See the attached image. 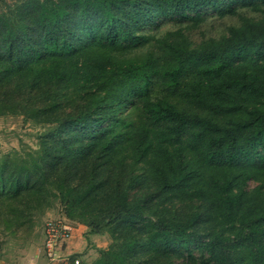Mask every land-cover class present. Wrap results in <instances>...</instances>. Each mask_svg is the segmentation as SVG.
I'll return each instance as SVG.
<instances>
[{"label": "trees", "instance_id": "obj_1", "mask_svg": "<svg viewBox=\"0 0 264 264\" xmlns=\"http://www.w3.org/2000/svg\"><path fill=\"white\" fill-rule=\"evenodd\" d=\"M5 6L0 110L52 124L32 166H0L7 191L43 202L55 190L69 215L99 209L100 221L116 220L121 243L96 264L196 263L192 243L208 264H264V0ZM209 11L238 22L199 43L148 33L164 20L198 25ZM136 187L144 194L133 201ZM156 196L197 205L147 216L143 204Z\"/></svg>", "mask_w": 264, "mask_h": 264}, {"label": "rangeland", "instance_id": "obj_2", "mask_svg": "<svg viewBox=\"0 0 264 264\" xmlns=\"http://www.w3.org/2000/svg\"><path fill=\"white\" fill-rule=\"evenodd\" d=\"M18 1L20 0H0V10L5 9V5H11ZM242 11L246 15L254 14V12L246 9ZM185 22L164 20L157 27L149 29L148 33L168 37L169 32H174V35L179 32L193 43H199L210 36L226 33L227 26L238 22V19L236 15L221 16L215 11H209L206 20L198 25L188 26ZM0 98L3 97L0 95ZM129 111L130 107H127L121 112V115L124 116ZM32 117L34 116L21 112H10L8 109L0 110V166H3L5 162H11L15 158L17 159L15 163H19L22 158L28 159L29 166H32L33 158L43 151L40 147L41 139L43 133L52 124L43 123ZM139 171L142 173L144 168L141 166L140 169L137 166V172ZM10 174L11 169L6 172L5 177ZM2 179L4 178L0 177V264H44L43 225L47 219L60 215L69 218L73 226L74 222L83 223L87 226L88 233L97 235L96 240H88L90 247L94 250L92 249L93 256L87 264H96L100 260L102 251L109 250L114 245L121 243V238H118L120 228L115 227L116 220L109 221L107 217L103 216L105 220L100 221L102 215L99 213V209L93 211L92 215H77L76 210L69 215V207L64 200L65 198L60 194L58 195V191H49L50 194L46 196L45 201L40 202L38 195L34 192L21 195L7 191ZM248 184L251 186L254 181L249 180ZM54 192L55 195L52 194ZM142 194H144V191L136 187L130 190L129 196L135 201ZM65 195L67 196V193ZM160 200L161 198L156 196L149 204H143L147 216L153 217L152 214L157 209L159 214L167 219L179 215V213L190 212L197 205L195 200L184 198L168 199L163 204L160 203ZM156 203H160L159 206ZM96 214L101 216L97 217ZM83 217H88L93 224L96 223V227L100 229V232H90L91 226L81 220ZM190 251L197 260L196 263L191 264H208L204 262L205 258H202L197 243L190 245ZM151 252L153 251L151 250ZM141 257L144 258V255ZM173 260L175 264H186L187 262L185 258L180 256L173 258ZM158 261H145L144 264H159Z\"/></svg>", "mask_w": 264, "mask_h": 264}, {"label": "built area", "instance_id": "obj_3", "mask_svg": "<svg viewBox=\"0 0 264 264\" xmlns=\"http://www.w3.org/2000/svg\"><path fill=\"white\" fill-rule=\"evenodd\" d=\"M72 221L64 215L47 219L43 225L42 248L46 264H57L62 260L69 259L59 252L61 245L71 236L73 231ZM75 258L74 263H79Z\"/></svg>", "mask_w": 264, "mask_h": 264}, {"label": "crops", "instance_id": "obj_4", "mask_svg": "<svg viewBox=\"0 0 264 264\" xmlns=\"http://www.w3.org/2000/svg\"><path fill=\"white\" fill-rule=\"evenodd\" d=\"M87 230V226L83 223L74 222L71 236L61 245L59 250L61 255L68 257L69 259H64L57 264H74L71 260L72 256L78 258L82 264L88 263V260L93 256L92 252L94 250L90 247L88 240H96L97 235L88 233ZM44 264H46L45 257Z\"/></svg>", "mask_w": 264, "mask_h": 264}]
</instances>
